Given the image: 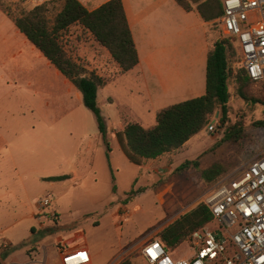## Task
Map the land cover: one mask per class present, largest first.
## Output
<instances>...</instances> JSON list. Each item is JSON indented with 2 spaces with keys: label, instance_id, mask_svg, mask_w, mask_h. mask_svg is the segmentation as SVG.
<instances>
[{
  "label": "rangeland",
  "instance_id": "1",
  "mask_svg": "<svg viewBox=\"0 0 264 264\" xmlns=\"http://www.w3.org/2000/svg\"><path fill=\"white\" fill-rule=\"evenodd\" d=\"M0 2L11 8L14 15L27 12L19 1ZM60 6V1L50 5L53 15L60 10ZM0 14L9 20L4 11L0 10ZM210 25L212 41L225 37L220 20ZM62 42L68 55L87 74L100 71L106 73L111 68L109 63L96 64L90 59L89 54L95 44L87 33L82 34L80 26L71 27L64 34ZM27 45L28 48H25L22 44L17 51L19 54L14 56L17 63L11 60L0 64V77L8 78L4 85L0 80V89L10 86L14 88L12 96H0V125L30 128L47 121L69 132L81 127L97 130V120L86 108L81 91L32 43L27 41ZM100 57L103 60L105 56L100 53ZM238 57L233 58V62L236 61L233 66L236 68L242 66ZM104 80L107 81L106 75ZM230 90L232 97L227 125H222V114L218 112L210 119V123L216 122L215 132H209L206 128L201 135L190 141L186 149L151 162L149 167L152 170L121 159L117 149L111 157L104 140L107 156L103 154L102 158L95 159L94 170L86 172L87 178L58 183L53 190L48 188V183L36 187L31 194L35 197L34 203L37 204L41 197L52 196V209L58 211L61 217L60 227L54 234L63 236L67 243L73 244L79 239L89 243L98 253L97 264H122L127 260L133 264H147L141 255L144 242L158 239L166 227L204 202L215 184L204 178L205 171L220 164L225 170L222 177L236 176L264 152V128L257 125L264 120V83L254 82L241 95L232 80ZM109 92L108 87H102L98 94L99 105L107 123L109 117H112V108L107 102ZM41 109L46 112L45 115L39 113ZM115 124V119L111 120L110 126ZM231 129L232 132L239 131L238 137L216 147ZM108 142L117 146L112 137ZM205 152L207 154L204 155ZM5 157V160L4 157L0 158V167L7 170L13 163L7 155ZM20 157L24 158L26 154H20ZM196 160L198 166L192 165L183 172L177 171L186 162ZM163 200L165 204H162ZM206 227L215 231L218 222L214 219ZM170 254L175 259H184L190 258L193 252L191 245L185 243ZM229 257L232 258L233 254L230 253Z\"/></svg>",
  "mask_w": 264,
  "mask_h": 264
},
{
  "label": "crops",
  "instance_id": "2",
  "mask_svg": "<svg viewBox=\"0 0 264 264\" xmlns=\"http://www.w3.org/2000/svg\"><path fill=\"white\" fill-rule=\"evenodd\" d=\"M78 1L94 11L110 0ZM122 1L139 55L134 69L122 72L108 50L100 46L90 32H84L81 27L80 30L82 34L87 33L98 48L89 54L90 59L96 64L109 63L111 67L106 73H97L103 78L106 75L104 88L110 91L107 102L112 108V117L107 123L108 139L112 137L117 142L116 147L110 145L111 157L117 149L121 159L131 161L119 133L129 122L152 129L162 110L206 95L208 58L216 41L211 39L210 23L205 22L197 10L188 12L175 0ZM4 13L9 20L0 14V64L17 60L14 56L19 54L20 46L24 44L28 48L29 41ZM100 53L105 56L103 60ZM6 79L0 77L3 85ZM13 92V86L2 87L0 96L10 97ZM39 113L46 114L42 109ZM114 119L116 124L111 127ZM60 128L47 121L30 128L0 125V158L5 160L7 155L13 163L9 167L6 160L9 168L0 167V264H63L64 254L79 250H88L92 264H97L98 253L89 243L82 239L67 243L63 236L54 234L62 222L58 211L53 220L38 218V203L35 204V197L31 196L36 187L44 186L41 183H48V188L53 190L58 183L87 178L86 172L94 170L95 159L102 158L103 154L107 156L99 127L97 130L81 127L70 132ZM202 132L181 149H186ZM170 154L157 160H145L138 166L150 170L151 162ZM62 176L69 179L48 181Z\"/></svg>",
  "mask_w": 264,
  "mask_h": 264
},
{
  "label": "trees",
  "instance_id": "3",
  "mask_svg": "<svg viewBox=\"0 0 264 264\" xmlns=\"http://www.w3.org/2000/svg\"><path fill=\"white\" fill-rule=\"evenodd\" d=\"M59 1L60 10L54 15L50 7L52 3L19 15H14L11 8L1 2L0 8L51 64L81 91L84 104L94 114L99 130L111 151L107 120L98 101L99 89L106 85V81L95 72L87 74L68 55L62 40L71 27L78 25L84 32H90L94 40L108 50L122 72L134 69L139 63V55L123 1L110 0L94 11L88 10L78 0ZM175 1L188 12L197 10L207 23H217L225 13L220 0ZM237 55L238 62L242 63L237 40L227 36L219 37L208 58L206 95L162 110L158 114L157 125L152 129H145L137 123H127L119 136L131 162L141 165L145 160H157L181 149L191 138L206 129L211 117L218 112L222 114V125H227L232 97L231 81H235L241 95L254 83L243 65L238 68L233 66L236 62H233V58H237ZM257 125L264 128V120ZM238 135L239 131L232 132L231 129L216 147L237 138ZM192 165L198 166V160L186 162L177 171L183 172ZM224 173L222 166L215 164L203 176L208 182L216 183ZM67 179L68 176H62L49 178L48 181L61 182ZM214 219L210 208L202 203L166 227L158 235V240L171 253L181 245L191 242L193 234L208 226ZM122 264L133 262L127 260Z\"/></svg>",
  "mask_w": 264,
  "mask_h": 264
},
{
  "label": "built area",
  "instance_id": "4",
  "mask_svg": "<svg viewBox=\"0 0 264 264\" xmlns=\"http://www.w3.org/2000/svg\"><path fill=\"white\" fill-rule=\"evenodd\" d=\"M28 12L59 0H20ZM225 36L237 40L242 65L254 82L264 83V0H220ZM215 132L217 125L207 126ZM53 197L39 199L38 218L53 220ZM218 229L208 227L193 234V255L175 259L158 239L144 242L141 255L147 264H264V152L239 175L221 177L204 198ZM233 254V257L229 255ZM63 264H92L88 250L63 255Z\"/></svg>",
  "mask_w": 264,
  "mask_h": 264
}]
</instances>
